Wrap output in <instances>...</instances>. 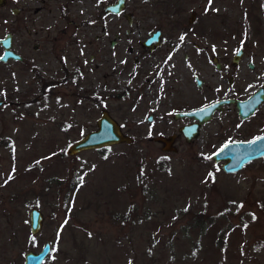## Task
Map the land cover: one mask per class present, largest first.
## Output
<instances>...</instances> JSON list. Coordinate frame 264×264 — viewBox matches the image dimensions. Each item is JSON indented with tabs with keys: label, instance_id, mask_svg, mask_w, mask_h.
I'll list each match as a JSON object with an SVG mask.
<instances>
[{
	"label": "rangeland",
	"instance_id": "1",
	"mask_svg": "<svg viewBox=\"0 0 264 264\" xmlns=\"http://www.w3.org/2000/svg\"><path fill=\"white\" fill-rule=\"evenodd\" d=\"M115 1L0 6V38L11 32L23 57L0 61V264H23L45 241L51 250L42 264H264V157L234 173L207 158L227 141L263 134L264 104L242 121L226 104L190 141L179 132L190 119L173 118L177 109L244 98L264 85V0H126L131 25L104 13ZM156 29L163 43L149 54L140 42ZM116 33L121 43L111 48ZM138 52L145 71L165 58L159 74L169 77L172 100L196 95L138 102ZM213 56L229 69L217 70ZM161 85L149 75L141 87L153 94ZM103 109L132 141L68 155ZM171 134L176 151H163L156 137ZM32 207L44 215L35 235Z\"/></svg>",
	"mask_w": 264,
	"mask_h": 264
},
{
	"label": "water",
	"instance_id": "2",
	"mask_svg": "<svg viewBox=\"0 0 264 264\" xmlns=\"http://www.w3.org/2000/svg\"><path fill=\"white\" fill-rule=\"evenodd\" d=\"M5 2L6 0H0V6ZM125 2L126 0H116L113 3L107 4L105 10L107 13L118 14L124 9ZM19 11V8L12 9V13L14 14H18ZM194 15L195 13L192 12L189 22L193 21ZM124 17L127 19L128 23H131L132 16L130 13H124ZM159 36V30L151 32L144 41L143 45L147 46L150 44V42H153V45H150V47H155L159 43ZM12 44L13 42L11 32H7L4 37L0 38V45L3 48L2 54L0 56L3 57V59H0V61L7 62L10 59L17 61L22 60V56L14 51ZM242 54L243 49H238L234 55L233 62L236 63ZM199 84H201L200 80H198V85ZM263 100L264 93L260 89L249 98L242 101H236L240 116L242 118L249 116ZM229 102H231L229 99L219 100L193 110L176 113V118L191 117L194 119L193 123L180 127V132L183 134L185 140L190 141L195 137H198L200 133V126L210 120L214 112L217 109H221L223 104ZM3 103L4 101L0 100V105ZM96 125L97 128L95 130L87 132L84 136L71 143L66 149V153L68 155H75L85 150L110 146L122 142L129 143L132 141V138L129 135L123 133L120 124L110 115L106 109L102 110L100 117L97 119ZM175 137V134L168 136L159 135L156 137V140H159L163 143V151H176V148L173 146ZM257 137H264V133L249 140L226 142L220 147V149L213 152L210 157L213 159L214 163H220L219 167L224 173L237 172L242 169L247 162L264 157V141L252 143V141H254ZM225 145H227V147H225ZM28 217L30 233L35 235L41 230L43 226L44 215L40 209L37 207H32L29 211ZM50 250L51 248L49 241H45L44 245L39 251H28L24 254L23 264H42L46 256L50 253ZM127 264H135V262L130 260Z\"/></svg>",
	"mask_w": 264,
	"mask_h": 264
},
{
	"label": "flooded vegetation",
	"instance_id": "3",
	"mask_svg": "<svg viewBox=\"0 0 264 264\" xmlns=\"http://www.w3.org/2000/svg\"><path fill=\"white\" fill-rule=\"evenodd\" d=\"M107 5V4H106ZM106 5H104V13L105 14H107V15H111V16H117V15H119V14H123L124 15V12H123V10H122V12H120V13H118V14H112V13H107L106 12V10H105V7H106ZM22 9V8H21ZM126 19V18H125ZM127 20V19H126ZM128 22V21H127ZM190 23V22H189ZM129 25H131L132 24V21H131V23H128ZM156 30H159L160 31V36H159V43L155 46V47H153V48H151L150 47V45H153V42H150V44L149 45H143V43H144V41L146 40V38L150 35V33L151 32H154V31H156ZM156 30H154V31H151L150 33H148V35H147V37H145L144 38V40L143 41H141L140 42V45H141V48L142 49H144L145 51H147V53H149V54H152V53H154V52H156V50L162 45V43H163V40H162V31L160 30V29H156ZM29 32V31H28ZM130 32V29L129 28H127L126 30H125V33L126 34H128ZM104 36H105V34H104ZM97 38H99V36L97 35L96 36ZM120 40H121V36H120V34L119 33H116L115 34V36H114V38L113 39H111L110 41H109V45H110V47L111 48H115L116 46H118L119 45V43H121L120 42ZM38 47V44L37 43H35V45H34V48H37ZM129 51L130 52H132V49L131 48H129ZM172 52V51H171ZM236 53V52H235ZM235 53H234V55H235ZM244 53V52H243ZM141 53L140 52H138V54H135V55H133V64L134 65H136L135 67H134V73H133V75H137V79H138V77L140 78V80H142V84H140L139 86H136L135 88H134V91H137V96H138V98L136 99L138 102L139 101H141L142 100V98L143 97H145V96H147L148 98H149V102L151 103V104H158V103H161L162 101H164L165 99H169L170 101H176V103H182L183 102V99H185L187 102L189 101V100H187L188 99V97L190 96V97H192V96H194V95H196L195 93H191L189 96H183V95H178L177 93V95L179 96H177L175 93V95H174V100H172L171 98H170V96H171V90H169V87L167 86V82H168V80H169V77L168 76H164V75H160L159 74V72H161L160 71V69H162L163 67H166V65L165 64H163L162 63V60L163 59H165V58H163V59H161V61L158 63L157 61H154V62H150L149 61V66L151 67V65H152V72H150V70H147V71H145L144 69H142V66H140V67H138V65H139V63L141 62V61H143V60H141L140 59V57H139V55H140ZM234 55H233V57H232V64H238V62L241 60V58H242V56L240 57V59H238V61L236 62V63H234L233 62V59H234ZM243 55V54H242ZM93 55H91L90 56V59H93ZM201 58V57H200ZM213 58V62H214V66H215V68L217 69V70H228L229 68L227 67V64H226V59H224V58H222V59H218L216 56H213L212 57ZM22 59H23V57H22ZM122 61V60H121ZM161 63H162V65H161ZM155 65V66H154ZM174 64H172L171 63V65H170V67H172ZM250 66H252V65H250ZM149 71V72H148ZM161 73H163V71L161 72ZM149 75H150V78L151 79H156L157 81H158V83H161L162 85H161V87H159V89H158V91L156 92V93H153V94H151V93H146V92H144V88L143 87H141L144 83H146L147 81H148V77H149ZM142 78V79H141ZM195 80H196V83H197V85H198V78H195ZM229 82L230 83H232V79H229ZM198 87H199V89L202 87V82H201V84H199L198 85ZM141 88H142V91H141ZM262 90L263 91V93H264V85H261L260 87H258L253 93H251L249 96H247V97H244V98H242V97H237L236 95H227V96H220V97H215L214 99H212L210 102H208V103H205V104H203V105H200V106H198L197 108H199V107H202V106H205V105H207V104H210V103H212V102H215V101H219V100H227V99H229V100H231V102H229V103H225V104H223L222 105V108L221 109H217L216 111H222L223 110V107H224V105H226V104H228V105H232V106H235V108H236V110H237V114H238V117L241 119V121H242V119H245V118H242L241 116H240V114H239V110H238V108H237V105H236V101H242V100H245V99H247V98H249L250 96H252L253 94H255L257 91H259V90ZM146 98V97H145ZM177 99V100H176ZM264 104V100L258 105V107L254 110V112H252L251 114H253V113H255V111H258L259 110V107L260 106H262ZM193 109H196V108H192V109H189V110H193ZM184 111H188V110H183V109H177V110H175V111H173V118L175 119V120H177V119H184V118H187V119H190L189 120V122L188 123H185V124H183V125H186V124H191V123H193L194 122V119L193 118H191V117H178V118H176L175 117V114L176 113H179V112H184ZM215 111V112H216ZM214 112V113H215ZM155 114V115H154ZM154 114H150L148 117H147V120L149 121V122H151L152 121V119L154 118V116H156L157 114L155 113V111H154ZM250 114V115H251ZM214 115V114H213ZM249 115V116H250ZM249 116H247V117H249ZM213 117V116H212ZM246 117V118H247ZM212 119V118H211ZM210 119V120H211ZM239 119V120H240ZM209 121V120H208ZM183 125H181L180 127H182ZM202 126V125H201ZM200 126V127H201ZM180 127H179V132H180ZM182 134V133H181ZM183 135V134H182ZM260 135V134H259ZM257 136V135H256ZM176 138V137H175ZM175 140V139H174ZM249 140V139H248ZM227 142H229V141H227ZM226 143V142H225Z\"/></svg>",
	"mask_w": 264,
	"mask_h": 264
},
{
	"label": "snow or ice",
	"instance_id": "4",
	"mask_svg": "<svg viewBox=\"0 0 264 264\" xmlns=\"http://www.w3.org/2000/svg\"><path fill=\"white\" fill-rule=\"evenodd\" d=\"M211 3H212V0H209V5H211ZM183 39H184V37L182 36L181 40H183ZM0 59H3V57H0ZM257 141H264V137H257V138H255L254 141H252V143H256ZM225 147H227V145H225ZM207 158L211 159V157H207ZM81 180H82V178H81ZM241 207H242V205H241ZM65 223H67V221H65Z\"/></svg>",
	"mask_w": 264,
	"mask_h": 264
}]
</instances>
